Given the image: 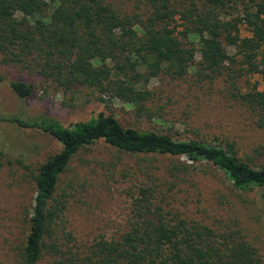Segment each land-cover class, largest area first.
I'll return each mask as SVG.
<instances>
[{"label": "trees", "instance_id": "obj_1", "mask_svg": "<svg viewBox=\"0 0 264 264\" xmlns=\"http://www.w3.org/2000/svg\"><path fill=\"white\" fill-rule=\"evenodd\" d=\"M119 1L0 0V66L37 77L45 97L61 95L68 107L87 90L99 101L117 98L140 112L152 99V78L224 76L233 98L264 128V0ZM10 88L20 100L36 93L26 81H11ZM3 122L42 131L62 145L34 177L29 232L13 264H264L240 228L214 230L166 212L165 199L158 202L151 187L140 189L133 220L118 238L80 245L63 225L68 199L56 190L89 146L104 142L123 153L186 157L211 164L237 190H264V164L243 159L236 143L140 131L104 112L69 126L45 115Z\"/></svg>", "mask_w": 264, "mask_h": 264}, {"label": "rangeland", "instance_id": "obj_2", "mask_svg": "<svg viewBox=\"0 0 264 264\" xmlns=\"http://www.w3.org/2000/svg\"><path fill=\"white\" fill-rule=\"evenodd\" d=\"M14 80L34 84L35 95L18 99L10 88ZM227 80L222 76L199 81L192 73L181 79L152 78V99L147 111L140 112L117 98L99 101L87 90L75 107H68L61 95L45 97L37 77L20 67L0 66V264H13L24 246L35 197L34 177L40 165L62 147L51 135L21 129L3 122L5 118L45 115L69 126L104 112L140 131L179 140L194 138L211 145L234 142L243 159L260 166L264 164V128L233 98L234 88ZM240 84L242 91L247 89L245 82ZM146 187L157 189V201L165 199L162 206L166 212L214 230L240 228L264 262V190H237L205 162L123 153L104 142L81 150L60 179L57 196L68 199L65 230L72 232L80 245L102 237L118 238L132 222L136 199Z\"/></svg>", "mask_w": 264, "mask_h": 264}]
</instances>
